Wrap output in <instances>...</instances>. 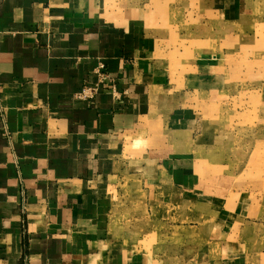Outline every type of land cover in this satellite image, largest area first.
<instances>
[{
	"label": "crops",
	"instance_id": "obj_1",
	"mask_svg": "<svg viewBox=\"0 0 264 264\" xmlns=\"http://www.w3.org/2000/svg\"><path fill=\"white\" fill-rule=\"evenodd\" d=\"M107 1L0 0V264H264L255 208L201 173L203 106L236 82L174 71L158 31Z\"/></svg>",
	"mask_w": 264,
	"mask_h": 264
},
{
	"label": "rangeland",
	"instance_id": "obj_2",
	"mask_svg": "<svg viewBox=\"0 0 264 264\" xmlns=\"http://www.w3.org/2000/svg\"><path fill=\"white\" fill-rule=\"evenodd\" d=\"M107 3L110 11L136 13L152 32L158 31L160 46L170 51L168 58L174 71L185 63H217L221 64V72L225 68L226 95L230 81L236 82L230 86L235 90L234 98H221L226 101L223 107L213 104L214 100L203 106L209 114L211 138L215 131L217 138L216 142H208L206 158L212 163L202 167L201 173L216 177L212 189L228 194L225 201L232 203L242 196L243 202L255 208L250 212L253 219L264 222L256 214L258 210L264 211V99L260 84L264 78V58L255 54L264 50V0ZM236 18L238 22L231 28L230 21ZM161 55L165 56L163 51Z\"/></svg>",
	"mask_w": 264,
	"mask_h": 264
},
{
	"label": "built area",
	"instance_id": "obj_3",
	"mask_svg": "<svg viewBox=\"0 0 264 264\" xmlns=\"http://www.w3.org/2000/svg\"><path fill=\"white\" fill-rule=\"evenodd\" d=\"M97 88L96 87H93V86H84L80 96L83 98V99H91L95 93H97Z\"/></svg>",
	"mask_w": 264,
	"mask_h": 264
}]
</instances>
